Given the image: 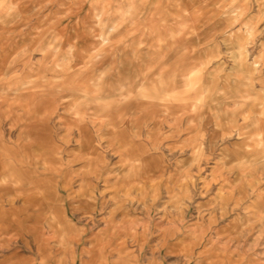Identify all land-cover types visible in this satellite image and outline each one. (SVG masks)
Here are the masks:
<instances>
[{"label": "rangeland", "instance_id": "374dc122", "mask_svg": "<svg viewBox=\"0 0 264 264\" xmlns=\"http://www.w3.org/2000/svg\"><path fill=\"white\" fill-rule=\"evenodd\" d=\"M246 92L264 0H0V264H264Z\"/></svg>", "mask_w": 264, "mask_h": 264}, {"label": "crops", "instance_id": "0c3cea01", "mask_svg": "<svg viewBox=\"0 0 264 264\" xmlns=\"http://www.w3.org/2000/svg\"><path fill=\"white\" fill-rule=\"evenodd\" d=\"M243 103L244 125L248 127L250 124H255L262 132L261 139L264 140V109L258 110V105L250 99L249 93H245Z\"/></svg>", "mask_w": 264, "mask_h": 264}]
</instances>
